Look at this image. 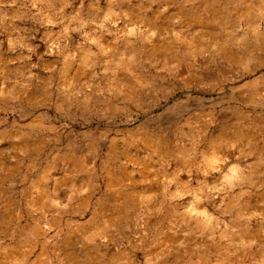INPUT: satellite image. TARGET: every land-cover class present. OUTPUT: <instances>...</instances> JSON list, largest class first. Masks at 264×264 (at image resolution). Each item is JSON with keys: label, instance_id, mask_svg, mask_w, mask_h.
<instances>
[{"label": "rangeland", "instance_id": "374dc122", "mask_svg": "<svg viewBox=\"0 0 264 264\" xmlns=\"http://www.w3.org/2000/svg\"><path fill=\"white\" fill-rule=\"evenodd\" d=\"M250 5L0 0V264H264Z\"/></svg>", "mask_w": 264, "mask_h": 264}, {"label": "crops", "instance_id": "0c3cea01", "mask_svg": "<svg viewBox=\"0 0 264 264\" xmlns=\"http://www.w3.org/2000/svg\"><path fill=\"white\" fill-rule=\"evenodd\" d=\"M215 1H220L223 3H227V5H235V6H239L242 5L244 3H250V9L251 11L253 10H258V8H260L261 4L264 3V0H215ZM181 5V4H179ZM228 9V8H227Z\"/></svg>", "mask_w": 264, "mask_h": 264}]
</instances>
